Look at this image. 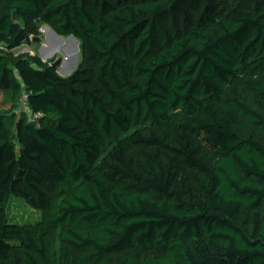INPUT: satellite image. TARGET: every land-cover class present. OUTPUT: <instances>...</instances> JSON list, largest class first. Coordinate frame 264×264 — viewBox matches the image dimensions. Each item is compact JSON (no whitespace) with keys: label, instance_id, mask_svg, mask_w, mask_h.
<instances>
[{"label":"trees","instance_id":"trees-1","mask_svg":"<svg viewBox=\"0 0 264 264\" xmlns=\"http://www.w3.org/2000/svg\"><path fill=\"white\" fill-rule=\"evenodd\" d=\"M7 4L87 70L17 59L26 31L0 17V264H264V0ZM21 199L43 218L14 221Z\"/></svg>","mask_w":264,"mask_h":264},{"label":"rangeland","instance_id":"rangeland-1","mask_svg":"<svg viewBox=\"0 0 264 264\" xmlns=\"http://www.w3.org/2000/svg\"><path fill=\"white\" fill-rule=\"evenodd\" d=\"M4 14L10 15L12 19L26 31V37L23 43L17 47L15 57H35L33 65L36 67L51 66L53 70L62 77L68 78L78 70H87L84 64L80 43L69 41L67 36L57 35L54 37L50 30L54 28L49 25L41 24L37 19L31 17H19L9 8L7 0H0V17ZM50 29V30H49ZM49 43V47L45 44ZM18 80L20 78L17 76ZM23 90V88H22ZM234 95V90H231ZM10 90L0 91V113L8 114L10 109L9 97ZM20 109V98L17 104L18 116ZM123 137V136H120ZM115 145V140L111 142L110 147ZM137 157V156H136ZM175 187L183 194L189 188L182 172L176 174L174 181ZM12 218L19 223L36 222L43 218L41 210L32 205L28 200H15L11 207ZM58 247L62 246V242L58 237V232L54 236ZM115 263L116 256H110Z\"/></svg>","mask_w":264,"mask_h":264},{"label":"built area","instance_id":"built-area-1","mask_svg":"<svg viewBox=\"0 0 264 264\" xmlns=\"http://www.w3.org/2000/svg\"><path fill=\"white\" fill-rule=\"evenodd\" d=\"M19 113H22L26 116L27 122L29 124H32L36 127H40L42 113L31 109L30 103H29V94L26 91L22 93L21 98H20Z\"/></svg>","mask_w":264,"mask_h":264},{"label":"water","instance_id":"water-1","mask_svg":"<svg viewBox=\"0 0 264 264\" xmlns=\"http://www.w3.org/2000/svg\"><path fill=\"white\" fill-rule=\"evenodd\" d=\"M50 30V29H49ZM51 31V34L54 36V37H58L57 35H59L55 30H50ZM67 39L69 40V41H75L76 42V44H79L80 43V41L76 38V37H74L73 35H69L68 37H67Z\"/></svg>","mask_w":264,"mask_h":264}]
</instances>
